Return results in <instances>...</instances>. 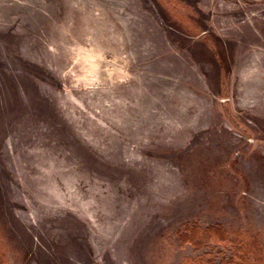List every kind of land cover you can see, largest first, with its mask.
Wrapping results in <instances>:
<instances>
[{"label": "rangeland", "instance_id": "obj_1", "mask_svg": "<svg viewBox=\"0 0 264 264\" xmlns=\"http://www.w3.org/2000/svg\"><path fill=\"white\" fill-rule=\"evenodd\" d=\"M0 264H264V0H0Z\"/></svg>", "mask_w": 264, "mask_h": 264}]
</instances>
